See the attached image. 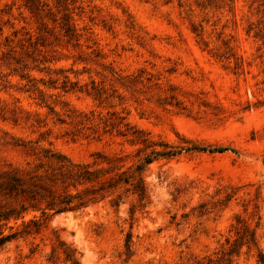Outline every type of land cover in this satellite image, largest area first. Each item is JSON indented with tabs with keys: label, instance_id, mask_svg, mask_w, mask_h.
<instances>
[{
	"label": "rangeland",
	"instance_id": "374dc122",
	"mask_svg": "<svg viewBox=\"0 0 264 264\" xmlns=\"http://www.w3.org/2000/svg\"><path fill=\"white\" fill-rule=\"evenodd\" d=\"M42 1L57 22L25 0H0V173L33 162L22 144L41 134L40 146L80 163L101 152L134 169L160 142L182 152L144 164L150 198L133 218V196L53 216L39 235L7 243L0 264H52L56 235L82 264H199L244 225L257 246L232 264H260L264 0H75V37L63 7ZM111 122L151 143L109 131Z\"/></svg>",
	"mask_w": 264,
	"mask_h": 264
},
{
	"label": "trees",
	"instance_id": "16d2710c",
	"mask_svg": "<svg viewBox=\"0 0 264 264\" xmlns=\"http://www.w3.org/2000/svg\"><path fill=\"white\" fill-rule=\"evenodd\" d=\"M55 1L65 12L62 20L66 35L75 37L72 10H75L76 1ZM25 3L31 13L39 16L44 13L53 15L54 22L58 21L53 9L42 0H25ZM40 99L42 103L46 102L43 96ZM124 126L126 129L122 130L114 122L107 123L109 131L117 128L118 134L129 138L132 143H151L143 131L128 127V124ZM46 139L41 134L34 144H22L34 157L33 162H28L26 167H9L0 173V250L19 238L39 235L53 216L83 211L107 199L112 206L120 208L126 197H135L137 203L130 208L133 218L136 208L145 207L150 198L142 177L144 164L149 165L159 157H174L182 152L174 150L168 143L160 142L158 145L162 150L153 151L134 169H127L120 158H109L101 152L95 153L92 162H75L52 146H40L39 143ZM192 149L220 153L229 150L226 147L200 146H193ZM237 234L238 238L227 251H221V255L216 258L206 256L199 264H232V257L240 255L243 246H257L256 232L250 231L246 225ZM126 247L128 250L131 247V233L127 235ZM61 256L66 264H82L77 249L56 235V245L48 260L52 264H59ZM259 263L264 264V254L261 251Z\"/></svg>",
	"mask_w": 264,
	"mask_h": 264
}]
</instances>
